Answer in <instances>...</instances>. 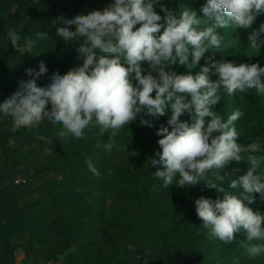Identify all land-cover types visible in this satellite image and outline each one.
<instances>
[{
    "label": "clouds",
    "instance_id": "obj_1",
    "mask_svg": "<svg viewBox=\"0 0 264 264\" xmlns=\"http://www.w3.org/2000/svg\"><path fill=\"white\" fill-rule=\"evenodd\" d=\"M155 4L153 0H114L102 11L53 21L61 25L56 29L58 37L80 42L76 50L82 65L64 75L53 73L45 87L36 83L48 72L43 61L38 71L25 69L29 78L21 79L17 91L0 104V113L12 118V130L31 128L48 119L62 124L61 138H82L93 122L101 134L112 130L115 136V130L138 117L142 126L151 127L144 115L160 117L170 109L167 126L156 132L161 137V151L156 153L159 159L151 160L152 166H160L154 175L165 188L173 184L194 187L210 171L219 173L230 162L239 164L244 160L242 154L264 151L259 143H237L239 134L233 125L243 115L240 110L227 121L213 110L221 101V89L229 96L250 89L264 96V67L258 63L216 62L209 56L195 76L165 70L177 62L195 68L205 53H215L212 49H219L224 41L218 29L246 30L249 49H261L264 23L258 28L253 24L264 15V0H207L199 10L202 15L188 6L176 13L161 5L163 17L155 11ZM201 25L207 26L201 30ZM8 37L17 49L20 35L10 29ZM35 37L25 38V52L30 53L36 41L51 39L47 32H37ZM239 43L236 36L228 46ZM142 63L148 65L147 74H142ZM211 68L218 74L215 82L208 76ZM49 104L51 110H46ZM186 113L190 121L181 119ZM112 146L108 143L105 148L111 151ZM247 160L251 167L238 179L228 174L217 176L221 183L227 178L232 189L242 185V197L208 182L209 187L224 193L223 199L200 197L195 201L202 227L225 243L232 242L241 231L248 241L264 240V212L248 206L256 202L253 194L264 200V176L255 174L264 156L257 160L248 155ZM86 163L94 175H99L90 160ZM247 251L255 258L264 254V244H254Z\"/></svg>",
    "mask_w": 264,
    "mask_h": 264
},
{
    "label": "rangeland",
    "instance_id": "obj_2",
    "mask_svg": "<svg viewBox=\"0 0 264 264\" xmlns=\"http://www.w3.org/2000/svg\"><path fill=\"white\" fill-rule=\"evenodd\" d=\"M5 1L0 0V55L5 57L6 54L3 64H0V74L12 82L9 84L11 92L7 97L3 95L2 102L17 91L21 79L29 78L25 69L38 71L39 63L43 61L35 59L29 52H24L26 37L35 40L37 32H47L51 38L38 40L35 44V47L47 51L53 59L52 63L43 61L48 72L36 81L38 86L45 87L51 82L53 73L58 71L64 75L72 68L81 66L83 62L78 58L79 53L76 50L80 42H66L58 37L56 29L61 25L54 24L53 21L61 16L72 19L76 15H87L94 10L102 11L114 3V0H53L47 4L50 8L32 12L29 8L33 0H14L7 5L4 4ZM200 1L199 5L193 6L184 0H153L156 2L155 11L162 17L165 13L161 10V5L176 13L183 6H188L196 10L198 15H202L199 10L207 0ZM20 22L23 25L17 33L21 39L16 49L12 46L7 31L13 26H19ZM261 23H264V15L257 17L253 28H258ZM199 27L202 30L205 25ZM70 30L74 31L75 26ZM218 31L224 37L221 47L212 49L215 53H205V57L195 68L189 69L177 62L166 66L165 70L195 76L200 68L205 66L209 56L216 62L258 63L264 67V46L255 51L250 50L246 30L229 27ZM236 36H239L240 43L228 46V42ZM142 68L145 70L142 74H147L148 65L142 63ZM13 74H16V77ZM208 76L213 82L218 79L215 68L210 69ZM220 95L221 101L213 106V110L223 120L227 121L237 109L243 113L233 125L239 134L237 143L243 146L259 143L264 149V96L257 94L255 89L244 93L236 92L231 96L221 89ZM46 110H51L50 104ZM0 114V131L6 128L11 131L12 118ZM170 115V109L160 117L144 115L142 118L150 121L151 127L142 126L138 117L130 125L126 124L115 130V136H112V130L101 134L99 126L93 122L85 129L82 138H61L59 133L63 130L62 124L45 119L31 128H20L35 135L32 141L18 135L5 142L0 153V164L7 161L8 154L20 153L27 162L18 163L16 182L26 181L34 184L33 187L46 183V192L40 195L33 190L30 199L43 197L53 214L55 212L52 198L57 193L63 199L60 211L65 222L74 219L72 229L74 228L73 232L77 234L74 242L70 244L65 238H49V249L70 246L68 253L43 260L24 247H19L15 251L17 261L21 252L23 256L26 255V258L21 260L26 264H112L113 255L122 245L125 233L139 219L143 196L138 183L142 175L147 199L151 205V222L158 223L159 227L151 228L150 234L131 240L129 248L132 252L124 264H264V254L250 257L247 248L241 251L232 242L225 243L202 233V220L197 216L195 205V201L200 197L213 201L223 199L224 193L218 191V188L209 187L208 182L223 187L227 193L242 197V185L232 189L227 178L221 183L217 176L228 174L231 179H238L251 167L247 156L253 155L260 160L264 151L242 154L244 160L239 164L230 162L219 170V173L216 170L210 171L204 180L194 187L179 188L173 184L165 188L163 181L154 175L160 166H152L151 160L159 159L156 153L161 151L158 145L161 137L157 136L156 132L161 126H167ZM181 119L190 121L191 117L186 113ZM208 119L210 118H206ZM108 143L113 145L111 151L105 148ZM87 160L92 162L99 175H94L89 170ZM17 161L20 162L19 159ZM235 168H239V171L233 173ZM255 174L264 176V162L260 163ZM178 178L177 174L174 183ZM253 195L256 196V202L248 206L264 212V200H260L258 193ZM162 221L167 222V225L160 228ZM238 234L246 238L243 231ZM29 235L28 232L25 237L30 238ZM248 244L250 247L254 244H264V240L248 241Z\"/></svg>",
    "mask_w": 264,
    "mask_h": 264
},
{
    "label": "trees",
    "instance_id": "obj_3",
    "mask_svg": "<svg viewBox=\"0 0 264 264\" xmlns=\"http://www.w3.org/2000/svg\"><path fill=\"white\" fill-rule=\"evenodd\" d=\"M51 1L53 0H33L30 3L29 9H31L32 12L44 11L50 8V5L48 6L47 4ZM184 1L193 6L199 5L201 2L200 0ZM12 2H14V0H6L4 4L7 5ZM19 24V26H13L10 29L17 33L23 23L20 22ZM10 29H8V31ZM30 54H32L35 59L52 63V57L43 49L34 47ZM4 58H6V54L5 57L4 55H0V64H3ZM13 75L16 77V74ZM11 82V79L6 80L4 76L0 74V104L3 103V95L7 97L11 92V87L9 86ZM18 135H21L22 138H26L29 141H32L35 136L29 134L28 131L24 129L19 128L15 131H8L6 128L0 131V153L5 145L4 143L16 138ZM18 159L20 162L17 161ZM22 162L26 163L27 160L24 159L20 153L16 152L8 154L7 161H3L0 164V264H26L25 261H17L16 259L15 251L19 247H24L28 252L33 253L35 257H39L40 259H54L58 257L59 254L68 253L70 246L59 249H49V238H65L69 240L68 242L70 244L74 242L77 236V234L73 232L74 228L72 229L74 219H69L65 222L62 211H60L62 206L61 201L63 199L59 197L57 193L52 198L55 212L53 214L43 197L37 200L30 199L33 190L43 195L46 192V188L44 187L46 183H41L39 186L33 187L34 184L26 181L16 182L15 175H17L18 163L23 164ZM139 179L138 185L143 196L141 213L138 221H136L125 233L122 245L113 255L112 264H124L129 259V253L132 252L129 246L133 238L135 239L136 237L138 238V236L150 234L151 228L159 227L158 223L154 224L151 222V205L147 199L144 177L140 175ZM165 225H167V222L162 221L160 228ZM28 232L30 233V238L25 237ZM201 232L209 235V230L207 229L203 228ZM232 244L241 251L244 248L248 249V247H250L247 239L238 233L236 238L232 241Z\"/></svg>",
    "mask_w": 264,
    "mask_h": 264
},
{
    "label": "crops",
    "instance_id": "obj_4",
    "mask_svg": "<svg viewBox=\"0 0 264 264\" xmlns=\"http://www.w3.org/2000/svg\"><path fill=\"white\" fill-rule=\"evenodd\" d=\"M19 254H20V257L18 258V261H21V260H23L24 258H26V255L23 256L21 252H19ZM44 264H45V263H44ZM46 264H55V263L50 262V263H46Z\"/></svg>",
    "mask_w": 264,
    "mask_h": 264
}]
</instances>
